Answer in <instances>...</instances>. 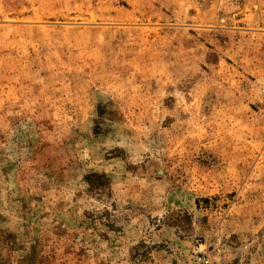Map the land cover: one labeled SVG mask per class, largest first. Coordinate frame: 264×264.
<instances>
[{
	"label": "rangeland",
	"instance_id": "374dc122",
	"mask_svg": "<svg viewBox=\"0 0 264 264\" xmlns=\"http://www.w3.org/2000/svg\"><path fill=\"white\" fill-rule=\"evenodd\" d=\"M0 264H264V0H0Z\"/></svg>",
	"mask_w": 264,
	"mask_h": 264
}]
</instances>
